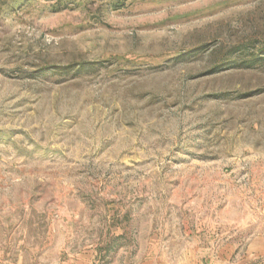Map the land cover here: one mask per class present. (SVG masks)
Listing matches in <instances>:
<instances>
[{"label":"rangeland","instance_id":"374dc122","mask_svg":"<svg viewBox=\"0 0 264 264\" xmlns=\"http://www.w3.org/2000/svg\"><path fill=\"white\" fill-rule=\"evenodd\" d=\"M263 47L264 0H0V264H264Z\"/></svg>","mask_w":264,"mask_h":264},{"label":"trees","instance_id":"16d2710c","mask_svg":"<svg viewBox=\"0 0 264 264\" xmlns=\"http://www.w3.org/2000/svg\"><path fill=\"white\" fill-rule=\"evenodd\" d=\"M261 51H263V54H264V47L262 49H260ZM264 57L260 56V57H257V56H251V57H248V58H237V59H234V61H231L237 65H241V66H250V65H253L254 63H257L259 62L260 60H263ZM237 62V63H236Z\"/></svg>","mask_w":264,"mask_h":264},{"label":"crops","instance_id":"0c3cea01","mask_svg":"<svg viewBox=\"0 0 264 264\" xmlns=\"http://www.w3.org/2000/svg\"><path fill=\"white\" fill-rule=\"evenodd\" d=\"M232 264H255V261L253 262L252 259H247L243 261L238 260L236 263H232Z\"/></svg>","mask_w":264,"mask_h":264}]
</instances>
